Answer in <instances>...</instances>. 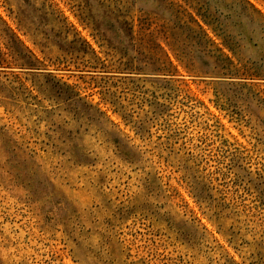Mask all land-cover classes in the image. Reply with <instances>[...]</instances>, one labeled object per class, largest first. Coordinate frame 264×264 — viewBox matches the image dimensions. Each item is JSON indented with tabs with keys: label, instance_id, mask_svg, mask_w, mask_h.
I'll list each match as a JSON object with an SVG mask.
<instances>
[{
	"label": "rangeland",
	"instance_id": "obj_1",
	"mask_svg": "<svg viewBox=\"0 0 264 264\" xmlns=\"http://www.w3.org/2000/svg\"><path fill=\"white\" fill-rule=\"evenodd\" d=\"M0 264H264V0H0Z\"/></svg>",
	"mask_w": 264,
	"mask_h": 264
},
{
	"label": "trees",
	"instance_id": "obj_2",
	"mask_svg": "<svg viewBox=\"0 0 264 264\" xmlns=\"http://www.w3.org/2000/svg\"><path fill=\"white\" fill-rule=\"evenodd\" d=\"M194 22L198 25V27L203 32V36H201V38L203 37V39L206 42H208V43L210 42L211 44L216 45L215 42L209 37L208 33L203 30L200 23L196 20H194ZM132 23L133 24L129 25L127 21H123L121 23L117 22V24H118L117 27L116 28L114 27L115 32H116V34H115L116 39L118 40L116 44L125 56H128L132 52V48L135 49V47L133 46L134 45V34H135L134 22H132ZM102 30L104 33L107 32V31H105L106 29H102ZM105 38H107V36H105ZM195 39H199V36L187 35L188 41H192V40L194 41ZM167 40H168V37H166V42H167ZM18 41L20 43H22L20 40H18ZM195 43H196V46L199 48L198 53L206 55L207 54V52H206L207 48L204 46L203 42L199 39ZM224 45L228 49L233 50L232 46L229 42L228 37L225 35H224ZM217 50L220 52V56L223 58V61H225L226 63H229V64L232 62L231 58L227 54L224 53L222 48H217ZM29 52H30V50H29ZM174 52H175L174 54H175L177 60L179 62H181L189 72H204L206 74H215V75H229L230 74L228 65L225 63H220V65H217V64L214 65V63L211 64V61H209V59H205L204 56H203V58L205 60L203 58H201V60L198 63L197 61L193 60L192 58H188L186 55L187 53H185V52H181V53L177 52V51H174ZM19 55L24 56V55H22V53H20ZM31 55L33 56L34 54L31 53ZM166 57H167L169 63L172 65L173 62H172L168 53H166ZM218 61H219V59H218ZM126 66L130 67L132 70H135V68H136L133 62L127 63ZM138 68L142 69L143 67L140 66ZM63 86L66 87L67 89L70 88V86L67 85L66 83L60 84V81L52 84V88L55 90V92L58 96H62L63 94H67V91L63 90ZM68 98H70V97H68Z\"/></svg>",
	"mask_w": 264,
	"mask_h": 264
}]
</instances>
